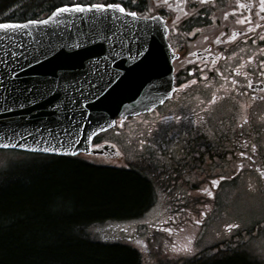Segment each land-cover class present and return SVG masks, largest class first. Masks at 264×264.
<instances>
[{"label": "flooded vegetation", "instance_id": "af4514ba", "mask_svg": "<svg viewBox=\"0 0 264 264\" xmlns=\"http://www.w3.org/2000/svg\"><path fill=\"white\" fill-rule=\"evenodd\" d=\"M107 2L165 22L174 91L150 111L117 117L94 138L98 152L84 156L110 164L145 158L157 166L156 202L148 209L156 245L193 262L232 251L264 264V219L245 227L226 221L243 191L264 196V0ZM51 10L33 7L26 19Z\"/></svg>", "mask_w": 264, "mask_h": 264}, {"label": "water", "instance_id": "95a60500", "mask_svg": "<svg viewBox=\"0 0 264 264\" xmlns=\"http://www.w3.org/2000/svg\"><path fill=\"white\" fill-rule=\"evenodd\" d=\"M54 10L41 19L0 21L25 25L0 29V148L91 152L93 138L116 116L150 111L173 93L175 54L161 18L125 9L49 20Z\"/></svg>", "mask_w": 264, "mask_h": 264}, {"label": "trees", "instance_id": "16d2710c", "mask_svg": "<svg viewBox=\"0 0 264 264\" xmlns=\"http://www.w3.org/2000/svg\"><path fill=\"white\" fill-rule=\"evenodd\" d=\"M16 1L0 0V19ZM60 3L30 0L13 15L26 19L33 7L45 11ZM34 155L38 160L29 166L0 173V264H144L137 248L92 238L85 229L144 215L159 187L153 162L137 158L116 165L82 155ZM182 263L260 264L232 251Z\"/></svg>", "mask_w": 264, "mask_h": 264}, {"label": "rangeland", "instance_id": "374dc122", "mask_svg": "<svg viewBox=\"0 0 264 264\" xmlns=\"http://www.w3.org/2000/svg\"><path fill=\"white\" fill-rule=\"evenodd\" d=\"M30 0H17L16 4L22 10L24 5ZM34 1V0H31ZM17 5L7 9L3 16L10 13L17 14ZM19 10V11H20ZM122 150L128 154L129 147L124 143ZM34 153L23 152L12 149H0V173L7 174L24 166H29L33 161L38 160ZM130 156V155H127ZM264 219V196L258 193H248L243 191L241 197L235 201L234 211L226 217L227 222H241L242 225H249ZM155 214L148 212L140 218L128 220H106L104 222L93 223L85 229L86 233L92 238L121 242L129 244L142 252L144 264H184L183 259L175 258L176 250L171 247H155L151 241L148 242V233H152L150 223L155 222ZM154 242V241H153ZM180 256H186L181 253Z\"/></svg>", "mask_w": 264, "mask_h": 264}, {"label": "snow or ice", "instance_id": "6c2138e0", "mask_svg": "<svg viewBox=\"0 0 264 264\" xmlns=\"http://www.w3.org/2000/svg\"><path fill=\"white\" fill-rule=\"evenodd\" d=\"M107 10H117L121 13H124L126 10L125 8L118 3H108L107 0H105V2L100 3V2H96L93 3L91 2V0H89L88 3H73L70 5H64L62 7L56 8L50 17H48V19L50 20L52 17L56 16L58 13H67L70 11H74L77 13L80 12H105ZM127 15H131L133 17H135L137 15L136 12H128ZM48 22V20H32L29 21L28 23L31 24H46ZM25 27V25L23 24H12V23H0V29L2 30H8V29H17V28H23ZM45 151H48V149H45ZM215 183V182H214Z\"/></svg>", "mask_w": 264, "mask_h": 264}]
</instances>
